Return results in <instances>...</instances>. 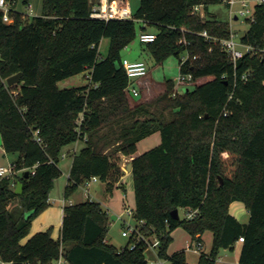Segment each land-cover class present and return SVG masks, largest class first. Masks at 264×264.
Wrapping results in <instances>:
<instances>
[{
	"label": "trees",
	"instance_id": "1",
	"mask_svg": "<svg viewBox=\"0 0 264 264\" xmlns=\"http://www.w3.org/2000/svg\"><path fill=\"white\" fill-rule=\"evenodd\" d=\"M218 1L141 0L134 18L109 20L91 15L93 0H43L42 13L16 11L10 22L0 9V132L5 151L17 153L18 169L0 179L3 258L14 264H49L60 256L70 264H150L147 241L119 249L106 239L109 211L89 197L64 205L58 238L48 228L23 241L33 216L49 204L64 148L85 139L73 156L66 197L92 175L112 192L122 185V156H134V216L146 221L150 239L159 237L161 257L190 264L185 249L168 251L181 225L200 239L205 230L213 232L211 251L201 252L199 264H216L220 249H233L240 236L238 264H264V4L255 6V20L241 36L258 49L235 64L221 40L200 33L230 36V21L209 9ZM135 17L142 29L157 26V38L143 42L157 61L172 54L181 61L189 52L180 71L192 72L194 80L212 78L175 95L169 78L156 99L131 105L121 51L138 35ZM104 36L110 37L106 55L100 53ZM85 69L90 83L59 85ZM18 71L19 81L9 84ZM155 131L161 142L137 154L138 141ZM13 181L23 182L21 193ZM235 200L245 203L249 221L230 211ZM176 207L197 212L175 218Z\"/></svg>",
	"mask_w": 264,
	"mask_h": 264
},
{
	"label": "rangeland",
	"instance_id": "2",
	"mask_svg": "<svg viewBox=\"0 0 264 264\" xmlns=\"http://www.w3.org/2000/svg\"><path fill=\"white\" fill-rule=\"evenodd\" d=\"M96 1V0H93ZM133 12L137 10L140 5L141 0H129ZM32 4L33 11L31 15L40 14L43 11V0H28L27 3H24L23 0H17L16 7L18 10L25 13H29L28 4ZM209 9L215 12L219 18L227 19L230 21V27L235 31L238 36H243L245 32L250 27V21L247 20L243 15L240 18L230 20L229 8L224 1L211 2L209 4ZM136 26L138 30V35L134 41L125 46L121 53L123 57L127 56L128 58H142L147 66L149 74L158 81L164 82L166 79L172 78L175 81V84L178 85V75L180 73V56L172 54L165 58L163 61H157L151 54L150 50L147 47L146 43H143L139 34L142 30L143 21L140 18L135 17ZM148 30L157 31V26L155 24H147ZM110 46V37L104 36L100 45V53L106 55ZM239 47L243 48L242 44H238ZM186 52L181 54L184 55ZM212 76H204L199 80H194L188 85H178L180 93H183L185 88H194L197 84L202 83L208 79H211ZM90 69H85L79 73L66 77L60 80L58 83L61 87L71 86V85H83L90 83ZM165 88V87H164ZM163 90H154L152 94L148 95L147 100L156 99ZM127 94L129 97V102L131 105H134L142 100L140 96L131 95L128 90ZM144 95V94H143ZM146 96V95H144ZM131 97L135 101L130 100ZM169 114V110L167 111ZM1 136V132H0ZM147 137V138H146ZM143 137L138 141V149L140 153L146 151L147 149L152 148L153 146L159 144L162 140L161 132L155 131L148 136ZM1 142H0V163L7 164L11 161H14L17 158V153L6 152L5 155L1 153ZM123 157V156H122ZM64 162V161H63ZM62 162V163H63ZM129 161L122 160V167L125 170L124 175L121 178L122 185L118 184L112 192H108L105 189V182L93 181L89 186L84 182L81 183L77 189L66 198L65 188L68 183V178L65 172H62L58 177H56L54 186L49 193V204L36 213L31 221L30 229L28 233L23 237V241H26L30 236L40 230L51 228L52 235L58 238L61 234L62 222H63V205L64 198L67 199V203L70 199L75 202L83 201L87 197L85 196V189L89 187L92 192V199H96L102 202L103 206L110 211V219L108 225V231L106 239L114 244L119 249L123 248L125 245L131 243V237L123 235L122 231L128 223H136L138 220L135 218L134 213H129L128 208L135 210V186H134V177L132 171L126 168V165ZM62 163L59 164L60 167H63ZM116 211L119 214L118 218H114L113 214ZM230 211L235 213L241 221L247 222L250 218V212L245 203L241 200H235L231 203ZM181 216H186V208L181 207L180 210ZM173 238L169 245V253H174L175 251L185 249L187 261L190 264H199V258L201 252L193 251L188 247V244L192 241H196L195 237L186 229L184 226H178L172 231ZM203 242V251L210 252L213 243V232L210 229H207L203 232L202 238ZM148 261L151 263L153 260L161 257L158 254L156 248L151 245H148L145 251ZM237 249L225 248L222 247L219 252V256H222L223 261L217 259L216 264H233L232 262L237 259ZM165 260V264H171L169 258L161 257ZM62 264H70L65 259Z\"/></svg>",
	"mask_w": 264,
	"mask_h": 264
},
{
	"label": "built area",
	"instance_id": "3",
	"mask_svg": "<svg viewBox=\"0 0 264 264\" xmlns=\"http://www.w3.org/2000/svg\"><path fill=\"white\" fill-rule=\"evenodd\" d=\"M226 5L229 8L230 12V20H233V18H240L241 15H243L247 20L252 21L255 20V6L257 4H264V0H223ZM92 11L91 15L93 17L109 20L112 18H134V12L132 10L131 4L129 0H96L93 1ZM17 0H0V9L3 13V19L5 21H13L14 15L13 13L16 11H20L16 7ZM29 13H24V15H29L32 13L33 8L32 4H28ZM195 10L198 12L202 11V4H196ZM202 35H204L209 40H221L223 46L229 53L231 59L236 64L238 59L241 58L245 53L247 52H254L257 51V47L253 45L252 43L243 42L242 37L238 36V34L233 31L231 28V34L229 37H215L211 35L207 30L200 31ZM139 38L142 42H152L157 38V33L155 31H150L148 29H142ZM238 44H242L243 48L239 47ZM190 54L189 52H186V54L181 56V63H184L188 58ZM195 56V55H194ZM126 73L129 77V84L127 87L128 92L133 96H140L141 89L138 85V79L140 77H143L147 75L148 73V66L146 62L143 59H130L128 57L123 58L122 62ZM243 78H247L248 74L244 73L242 75ZM178 85H188L192 81H194V77L192 72H183L180 71L178 75ZM178 85L175 84L173 88V95L180 93L178 89ZM186 90V88H185ZM83 119V113L80 114V117L78 118V124H81V121ZM38 129L36 130V136L37 139L40 140L41 137L37 134ZM17 164L14 161H11L7 164H0V179L6 176H13L17 172ZM32 172H35V166L32 169ZM100 180V177L98 175H92L84 180V183L89 186L91 182ZM13 184L16 186V181H13ZM85 196L92 198V192L89 189H85ZM63 203L64 205L67 203V199ZM68 203H74L70 199ZM63 205V207H64ZM129 213H134V210L132 208H128ZM197 212V209L189 210L186 212L187 217H194ZM146 223L144 219H138V221L134 223H128L125 228L123 229L122 233L125 236L133 237V240L128 245L130 248H133L137 245L138 242L144 240L148 242V245L153 246L157 249V246L159 245L160 239L157 236L149 238L147 231L144 230L143 226ZM196 241H192L188 244L189 249L196 251V252H202L203 251V242L200 238L195 237ZM244 237L240 236L239 241L243 240ZM64 258L60 256L55 261L49 263V264H62ZM14 259H5L0 255V264H14ZM150 264H165V260L159 257L156 260H153Z\"/></svg>",
	"mask_w": 264,
	"mask_h": 264
},
{
	"label": "crops",
	"instance_id": "4",
	"mask_svg": "<svg viewBox=\"0 0 264 264\" xmlns=\"http://www.w3.org/2000/svg\"><path fill=\"white\" fill-rule=\"evenodd\" d=\"M150 31H153V30H150ZM103 40V38H102ZM101 40V42H102ZM101 45V43H100ZM104 55V54H103ZM127 57V56H125ZM132 59H142V58H132ZM204 77V76H203ZM202 78V77H200ZM200 78H198L197 80H199ZM138 85L141 89V94H140V97L143 98L142 100L140 99V101H145L147 100L148 98V95L149 94H152L154 90H163L165 89L164 87H166V81L164 82H161V81H158V80H155L150 74L149 72L147 73V75L143 76V77H140L138 79ZM73 86V85H71ZM66 87V86H64ZM146 96H144V95ZM130 100H133L135 101V99L133 97H131ZM147 138V137H146ZM0 142H1V153L3 155H5L6 151H5V148L3 147V144H2V135L0 136ZM85 145V139H78L76 140L75 142L67 145L65 148H64V152L62 154V158L59 162L62 163L63 167H61L62 169V172H65V174L67 175V178L69 180V176H70V169H71V165H72V161H73V156L76 152H78L82 146ZM137 154H139L140 152L137 151L136 152ZM134 156H128V155H123V158L124 160H132ZM2 164V163H0ZM126 171H131V170H126ZM97 181H100V180H97ZM122 181V180H121ZM120 181V182H121ZM105 186V185H104ZM67 198V197H66ZM72 200V199H71ZM72 202H75L72 200ZM109 211V214H110V211L109 209H107ZM233 213V212H232ZM235 214V213H233ZM236 215V214H235ZM237 216V215H236ZM113 217L114 218H118L119 217V214L114 211V214H113ZM238 217V216H237ZM239 218V217H238ZM244 222V221H243ZM233 249H237V252H238V255H237V259L235 261H233L232 263L233 264H238V260H239V255H240V250H241V242L240 241H237L235 247ZM218 259L221 261H223V258L222 256H219Z\"/></svg>",
	"mask_w": 264,
	"mask_h": 264
},
{
	"label": "water",
	"instance_id": "5",
	"mask_svg": "<svg viewBox=\"0 0 264 264\" xmlns=\"http://www.w3.org/2000/svg\"><path fill=\"white\" fill-rule=\"evenodd\" d=\"M22 75V71H18L12 75H10L8 78H7V81L9 84H13V83H16L19 81L20 77ZM126 168L128 170H131L132 169V162L131 160H129V162L127 163L126 165ZM29 175V170L26 171V176ZM223 182V178L221 177V180H220V183ZM16 192L18 193H21L23 191V182L22 181H18L17 184H16V188H15ZM172 215L175 217V218H178L180 217V212H179V208L176 207L172 210Z\"/></svg>",
	"mask_w": 264,
	"mask_h": 264
}]
</instances>
